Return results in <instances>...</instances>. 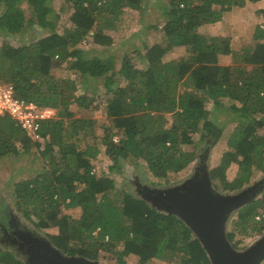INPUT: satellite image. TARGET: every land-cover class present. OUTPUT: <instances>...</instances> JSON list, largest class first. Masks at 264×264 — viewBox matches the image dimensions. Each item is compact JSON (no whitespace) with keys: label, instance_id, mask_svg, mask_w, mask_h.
Returning <instances> with one entry per match:
<instances>
[{"label":"trees","instance_id":"1","mask_svg":"<svg viewBox=\"0 0 264 264\" xmlns=\"http://www.w3.org/2000/svg\"><path fill=\"white\" fill-rule=\"evenodd\" d=\"M69 1L72 25L58 30L54 18L60 14L50 0H0L6 5L0 14L1 29L16 33L24 26L21 2L31 5L49 28L30 43L15 46L6 39L0 45L3 81L14 83L21 96L56 110L54 117L42 122L44 141L33 140L9 115L0 116V156L21 147L35 149L44 160L38 171L15 182L18 209L38 228L47 229L53 244L70 255L97 259L104 250L117 253L120 264H127L129 254L141 264H151L153 258L213 264L183 218L119 189L110 173L93 172L94 160L104 152L112 160L109 170L120 172L124 160L142 159L159 181L171 182L197 157L195 148L185 147L197 143L195 133L201 131L211 145L221 137L224 126L211 117L207 105L212 100L217 107L232 108L229 119L236 123L220 162L209 169L211 181L224 190L246 185L264 169V25L258 23L254 42L243 46L244 64H226L220 62V55L234 52L231 37L206 35L201 25L220 20L225 11L246 0L158 2L165 19L151 24L157 39L146 44L145 66H136L126 54L122 66L114 70L107 60L88 55L80 45L84 38L111 45L114 37L105 28L115 27L124 8L143 10L147 4L144 0ZM260 11L264 15V8ZM181 46L184 54L165 58ZM61 70L67 75L61 76ZM91 78L103 79L107 100L108 122L101 134L95 131V119L75 116L71 108L74 102L80 108L90 106L77 90L79 79ZM231 164L238 169L227 179ZM74 207L81 208L77 217L66 211ZM263 211L264 190L237 209L234 227L227 232L234 247L239 246L238 232L264 229V217L256 218ZM0 264L25 263L0 245Z\"/></svg>","mask_w":264,"mask_h":264},{"label":"rangeland","instance_id":"2","mask_svg":"<svg viewBox=\"0 0 264 264\" xmlns=\"http://www.w3.org/2000/svg\"><path fill=\"white\" fill-rule=\"evenodd\" d=\"M158 2H165V0H144L147 7L143 10L131 9L129 7L124 8L121 16L114 21L115 27L105 28V32L114 37V42L111 45H102L90 41L89 38H84L80 46L86 50L88 55L97 54L107 60L113 66L114 70H118L122 66L126 54L136 66H145L146 58L144 52L146 50V44H151L157 39L155 28L151 27V24H162L165 19L160 7L161 3ZM246 2L243 6L233 5L231 10L225 11V18L228 19H224L220 25H216V23H203L201 26V30L206 35L231 37L234 52L224 55L222 60L220 59V62L234 65L244 64L241 58L244 50L243 46L254 42L253 34L256 25L258 23L264 25V15L260 11L261 8H264V2L252 3L251 0H246ZM50 4L54 6V11L60 14L59 17L54 18L57 22L58 30H63L65 26H71L72 22L69 20V15L72 13L73 8L70 1L50 0ZM20 6L25 22L24 26L16 33L0 28V45L6 39H9L15 46L30 43L49 31L48 26L41 21L31 5L27 2H21ZM5 8V4H0V14L3 13ZM184 53L185 47H176L168 52L165 58H176ZM1 69L6 71L3 67ZM68 73L71 76H77L72 71H68ZM60 75L66 76L67 73L61 70ZM0 79L4 80L2 77ZM102 83V78L96 81L91 78L88 82L87 80L79 79L77 93L85 94L87 100L90 101V106L88 108H80L77 102L71 105V108L75 110V116H86L95 119V131L98 134L103 133L102 125L108 122L107 100L106 96L102 93V91L104 92ZM96 84L100 86L98 87V92L95 91ZM92 97L94 99H91ZM207 105L211 110V117L220 126H224L222 135L215 145H211L209 138H202L201 131L195 133L194 137L197 143L188 144L185 147L189 149L195 148L197 157L171 182L159 181L151 173L146 162L142 159L132 161L124 160L120 172H111L109 165L112 163V160L104 152H101L94 160V172L97 174H101L102 172L110 173L115 178L116 185L119 189L132 193L135 196L146 197L145 199L150 204H153L152 197L156 192L160 193V191L162 192L168 188L180 186L185 183L188 184L194 180L206 179L210 167L220 162L223 152L227 149L228 135L236 123L235 120L229 119L232 118V108H226L227 105H225L223 107L221 106L222 109L221 107H217L212 100ZM161 123L164 125L167 124L165 115L162 116ZM115 137L119 138L117 135ZM43 163V158L35 149L26 151L19 147L17 152L12 151L0 156V245L3 249L14 251L25 264H35L30 259V251H28L29 247H32L36 243L34 242V238L39 237L43 240L49 239V237L47 235V229L38 228L18 209L16 204L17 198L14 193V184L21 176H27L38 171ZM237 169V164H231L226 170V178L232 179ZM214 186L215 184L213 182V191L210 190L209 192L211 197L222 194H230L232 196L244 194V197L248 198L255 192L256 195L253 198L258 197L264 190V169L263 171L255 173L252 179L240 189L224 190ZM237 209H233L225 220L226 232L234 227L232 219L237 215ZM66 211L76 217L81 214L80 207L67 208ZM11 224L14 225L11 227ZM8 227L11 228L9 229ZM5 231L8 232L5 233ZM49 231H56V228H51ZM263 237L264 229L262 231H251L247 234L238 232L236 239L239 240V246L235 248L239 252H244ZM90 260L97 261L99 264H120L117 253L112 251L101 250L100 256L97 259ZM126 260L127 264H141L135 254H129L126 256ZM151 264L181 263L178 261L153 258ZM260 264H264V258Z\"/></svg>","mask_w":264,"mask_h":264},{"label":"water","instance_id":"3","mask_svg":"<svg viewBox=\"0 0 264 264\" xmlns=\"http://www.w3.org/2000/svg\"><path fill=\"white\" fill-rule=\"evenodd\" d=\"M210 190L213 191L208 173L204 180H194L156 192L152 197V205L183 218L202 241L213 264H260L264 258V237L248 250L239 252L231 244L225 231L228 214L253 198L256 192L248 198L244 194L211 197ZM34 239L36 243L28 251L35 264H99L84 256L64 252L50 238Z\"/></svg>","mask_w":264,"mask_h":264},{"label":"built area","instance_id":"4","mask_svg":"<svg viewBox=\"0 0 264 264\" xmlns=\"http://www.w3.org/2000/svg\"><path fill=\"white\" fill-rule=\"evenodd\" d=\"M6 114L20 125L33 140L44 141L41 133L42 122L54 117L56 110L51 106L42 105L35 100L21 96L17 93L14 83L0 79V116ZM117 139L115 138V140ZM93 171H95V167ZM262 217H264V212L256 215L257 219Z\"/></svg>","mask_w":264,"mask_h":264},{"label":"crops","instance_id":"5","mask_svg":"<svg viewBox=\"0 0 264 264\" xmlns=\"http://www.w3.org/2000/svg\"><path fill=\"white\" fill-rule=\"evenodd\" d=\"M252 3H263L264 2V0H257V1H251ZM247 3V2H246ZM243 6V5H242ZM258 7H260V6H258ZM261 9H263V8H261ZM231 10V9H230ZM228 12H230V11H228ZM225 16H226V14H223V17L221 18L222 20H218V21H216V22H213V23H216V25H220L221 23H223V21H224V19L226 20V19H228V18H225ZM202 26V25H201ZM233 48H234V46H233ZM224 55H228V54H221L220 55V59L222 60V58H223V56ZM223 63V62H222Z\"/></svg>","mask_w":264,"mask_h":264},{"label":"flooded vegetation","instance_id":"6","mask_svg":"<svg viewBox=\"0 0 264 264\" xmlns=\"http://www.w3.org/2000/svg\"><path fill=\"white\" fill-rule=\"evenodd\" d=\"M13 223V222H12ZM14 224H11V227L13 226ZM11 227H8L9 229L11 228ZM8 231H5V233H7ZM8 235H9V233H8Z\"/></svg>","mask_w":264,"mask_h":264},{"label":"clouds","instance_id":"7","mask_svg":"<svg viewBox=\"0 0 264 264\" xmlns=\"http://www.w3.org/2000/svg\"><path fill=\"white\" fill-rule=\"evenodd\" d=\"M115 138H117V137H115ZM115 138H114V139H115ZM93 172H94V171H93Z\"/></svg>","mask_w":264,"mask_h":264}]
</instances>
